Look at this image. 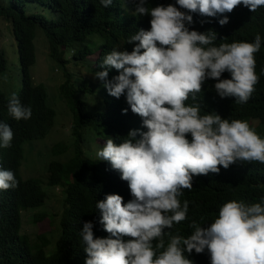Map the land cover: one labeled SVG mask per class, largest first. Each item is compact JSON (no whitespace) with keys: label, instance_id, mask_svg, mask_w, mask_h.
<instances>
[{"label":"clouds","instance_id":"1","mask_svg":"<svg viewBox=\"0 0 264 264\" xmlns=\"http://www.w3.org/2000/svg\"><path fill=\"white\" fill-rule=\"evenodd\" d=\"M131 2L133 15L146 17L150 30L127 38L131 52L114 47L106 53L94 78L113 97L126 93L131 107L128 138L106 140L96 156L120 172L132 199L125 204L121 195L109 194L96 202L93 217L110 235L95 237L94 223H83L85 264H264V196L251 204L227 190L230 198L215 217L180 223L188 217L185 198L194 185L215 184L214 175L231 170L232 189L247 195L257 185L256 169H264L262 122L222 118L210 98L197 100L207 79L217 81L221 98L234 97L233 105L255 99V53L263 39L228 41L225 26L242 12L263 9L264 0H175L154 8L146 7L148 0ZM113 68L119 75L109 79ZM7 110L17 121L32 116V106L14 93ZM13 135L0 121V148L10 147ZM18 185L14 170L0 166V190Z\"/></svg>","mask_w":264,"mask_h":264},{"label":"trees","instance_id":"2","mask_svg":"<svg viewBox=\"0 0 264 264\" xmlns=\"http://www.w3.org/2000/svg\"><path fill=\"white\" fill-rule=\"evenodd\" d=\"M174 2L148 0L146 7ZM134 11L131 0H113L107 8L99 0H0V72L6 71L8 63L2 43L7 34H12L11 42L13 37L18 42L23 72V87L15 95L22 104L32 106V116L17 121L7 110L11 96L0 89V121L8 123L14 133L11 146L0 148V166L14 170L19 181L17 187L0 190V264H85L87 254L79 235L83 223H94L95 237L110 235L93 217L99 213L96 202L109 194L121 195L125 204L132 199L128 182L121 179L120 172L113 169L110 162L98 160L96 156L106 140L113 139L119 144L128 138L126 130L130 122L127 119L131 107L126 93L120 98L113 97L100 80L94 83L88 77H79V69L68 68L67 64L84 63L94 74L103 70V57L112 48L131 52L134 44L127 43V38L141 28L150 30L148 19L133 15ZM37 29H42L47 37L44 44L49 56L64 67L65 79L59 88L72 115L71 141L54 142L46 164L47 173L40 170L39 175L23 168L33 152L28 153V143L50 138L57 125V110L49 103L47 87L36 83L32 75L38 56ZM225 30L228 41L255 40L257 34L263 39L261 49L255 53L259 69L255 71L259 77L253 92L255 99L245 105H233L234 97L221 98L214 88L217 81L207 79L208 87L197 100L204 102L210 98L215 113L222 118L224 114L256 118L262 122L264 132V8L253 14L240 13ZM93 36H98L97 41L101 43L95 44ZM97 49L96 59L90 60ZM67 51L73 54L71 58L66 57ZM117 75L119 71L113 68L108 78ZM227 78H231L229 73ZM124 109L128 111L125 113ZM128 130L130 132V128ZM101 136L105 143H97L95 151L88 149L91 140ZM38 155L43 159V151ZM255 172L257 185L251 194L239 195L238 190L232 189L231 170L214 175L215 184H199L188 189L190 196L185 198L189 202L188 217L180 223L193 216L215 217L221 204L230 198L227 190L231 197L246 199L251 204L261 203L264 169L259 167ZM49 187L62 188L64 199H60V210L48 205ZM28 209L34 211V224L49 219L50 229L35 235L24 231L23 212Z\"/></svg>","mask_w":264,"mask_h":264},{"label":"rangeland","instance_id":"3","mask_svg":"<svg viewBox=\"0 0 264 264\" xmlns=\"http://www.w3.org/2000/svg\"><path fill=\"white\" fill-rule=\"evenodd\" d=\"M12 34H7L5 39L3 40V48L6 51V57L8 60L7 69L4 72H0V89L4 90L9 96L12 94H17L21 91L23 87V72L20 63L19 57V47L18 42L13 37L12 42L11 38ZM41 38L42 41L39 39ZM97 39L95 38V41ZM47 42V37L42 29H37V62L32 68V75L36 83L43 84L47 87L49 93V103L57 110L56 116V124L53 133L50 138L35 140L28 143V153L32 150V155H30V159L25 162L23 166L24 169L29 168L33 170V174H38V171L42 170L45 174L47 173L46 164L50 159L49 153L52 151V146L56 140H67L71 141L70 133H71V124H72V115L69 114L68 108L66 107L63 98L60 94V84L64 81V67L58 61L52 59L49 56V51L47 49V45L44 42ZM102 41V39H101ZM101 43V42H100ZM96 52L89 59H96ZM73 54L70 51H67L66 57L71 58ZM68 68H78L79 77H88L94 83L97 82V79L94 78V74L89 71L88 65L84 63H80L79 65H75L73 62L67 64ZM93 140V141H92ZM88 145V149L91 151H95L97 143H105L103 137L94 138ZM43 151L44 155L43 159L38 153ZM45 168V169H44ZM25 175L26 171H25ZM49 191V200L48 205L53 208L60 210L61 209V200L64 199V195L62 193V188L55 189L54 187L47 188ZM34 211L32 209L25 210L23 212L24 215V223L23 230L29 233L36 232H44L50 229L49 219H45L43 221L34 224L32 222V214Z\"/></svg>","mask_w":264,"mask_h":264},{"label":"bare ground","instance_id":"4","mask_svg":"<svg viewBox=\"0 0 264 264\" xmlns=\"http://www.w3.org/2000/svg\"><path fill=\"white\" fill-rule=\"evenodd\" d=\"M116 12V11H115Z\"/></svg>","mask_w":264,"mask_h":264}]
</instances>
